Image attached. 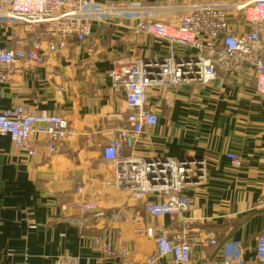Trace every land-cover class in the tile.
Masks as SVG:
<instances>
[{"label":"crops","instance_id":"obj_1","mask_svg":"<svg viewBox=\"0 0 264 264\" xmlns=\"http://www.w3.org/2000/svg\"><path fill=\"white\" fill-rule=\"evenodd\" d=\"M100 1L124 8L141 4L160 18L180 15L201 1L247 0ZM230 18L234 32L246 29L240 16ZM32 33L0 21V48L25 47ZM170 51L167 41L153 35L96 23L87 39L70 42L48 65H15L0 81V110L21 104L30 113L60 114L78 132L55 153L40 140L33 157L15 148L8 136L0 138V264H55L60 256L77 257L80 264H140L156 250L146 235L153 227L175 240L191 239L193 259L187 264H221L225 250L236 243L245 264H258L257 238L264 233V101L252 85L253 68L225 75L223 81L149 91L160 123L140 137L134 155H189L207 163L206 180L187 188L192 206L186 213L150 216L141 200L113 183L102 145L115 130L129 127L132 112L124 89L113 87L115 61ZM228 152L242 157L240 166H231ZM77 198L97 201L99 212L82 215L61 208ZM104 227L120 231L124 241L115 247H125L124 253L108 255L96 245L94 237ZM211 238L217 244L211 245ZM154 264L182 263L170 256Z\"/></svg>","mask_w":264,"mask_h":264},{"label":"built area","instance_id":"obj_2","mask_svg":"<svg viewBox=\"0 0 264 264\" xmlns=\"http://www.w3.org/2000/svg\"><path fill=\"white\" fill-rule=\"evenodd\" d=\"M232 14L247 23L244 31L232 30ZM176 18L177 21L168 23V28L161 16L154 17L141 4L138 8H124L100 0H0V21L17 23L25 31L33 32L25 47L0 48V81L7 79L15 65H48L51 56L64 51L70 42L87 39L96 23L127 27L133 33L146 32L169 43L168 55L115 61L111 71L113 87L124 89L125 104L132 112L127 116L129 127L115 130L102 145V156L111 166L117 189L141 200L150 216L186 213L192 206L186 190L206 180L207 163L193 156L181 159L134 155L140 137L160 123L159 114L149 105L147 91L207 84L219 77L223 81L225 75L251 67L256 71L255 92L264 99V0L231 4L201 1ZM77 134L60 114L30 113L21 104L0 110V138L9 136L13 146L23 150L27 157L37 154L40 140L45 139L46 150L55 153L58 145ZM227 157L233 168L242 163L238 153L228 152ZM75 191L80 195L84 192L81 186ZM70 207L82 215L98 213L101 208L97 201L86 198L61 205L65 211ZM146 235L154 239L156 250L140 264H154L170 256L182 264L192 261L190 238H169L161 227L148 228ZM94 241L108 255L125 252V247H115L116 242L124 241L120 231L114 232L110 227H104ZM209 243L217 244V240L211 238ZM230 247L221 264H245L238 243ZM256 253L258 264H264V233L258 235ZM22 264L30 263L25 260ZM55 264L80 261L77 257L60 256Z\"/></svg>","mask_w":264,"mask_h":264},{"label":"bare ground","instance_id":"obj_3","mask_svg":"<svg viewBox=\"0 0 264 264\" xmlns=\"http://www.w3.org/2000/svg\"><path fill=\"white\" fill-rule=\"evenodd\" d=\"M238 2H241V3H242V1H238ZM238 2H232V3H238ZM244 2H246V1H244ZM198 3H199V2H198ZM218 3H219V2H218ZM221 4H224V3H221ZM139 6H140V5H130L129 8H138ZM186 11H188V10H186ZM186 11H183L181 14H183V13L186 12ZM181 14H180V15H181ZM180 15L164 14V16L162 15L161 18H163V20L165 21V23H166V25L168 26V28H170L168 23L177 21V18H176V17H178V16H180ZM134 34H135V35H140V34H147V35H148V33H146V32H138V33L134 32ZM52 58H53V57L51 56V59H50V60H52ZM139 59H141V58H139ZM50 60H49V61H50ZM157 88H159V87H157ZM163 88H166V87H163ZM151 89H156V88H150V89L147 91V95H148V97H149V91H150Z\"/></svg>","mask_w":264,"mask_h":264},{"label":"rangeland","instance_id":"obj_4","mask_svg":"<svg viewBox=\"0 0 264 264\" xmlns=\"http://www.w3.org/2000/svg\"><path fill=\"white\" fill-rule=\"evenodd\" d=\"M99 24H102V23H99ZM103 25H104V24H103ZM114 26H115V25H114ZM244 76L247 78V80L252 79V78H251L252 76H251L250 73L247 74V75H246V73H245ZM255 80H256L255 78L252 80V81H253V84H252V85H254V87L256 86V85H255ZM259 99H260L261 101H264V99H262V98H260V97H259ZM3 137H4V136H3ZM8 137H9V136H8ZM9 138H10V137H9ZM10 141H11V139H10ZM186 191H187V190H186ZM171 215H172V214H171ZM210 244H211V243H210ZM211 245H215V244H211Z\"/></svg>","mask_w":264,"mask_h":264},{"label":"water","instance_id":"obj_5","mask_svg":"<svg viewBox=\"0 0 264 264\" xmlns=\"http://www.w3.org/2000/svg\"><path fill=\"white\" fill-rule=\"evenodd\" d=\"M187 156H189V155H187ZM187 156H185V157H187ZM148 158H150L151 156H147ZM185 157H180L181 159H185Z\"/></svg>","mask_w":264,"mask_h":264}]
</instances>
